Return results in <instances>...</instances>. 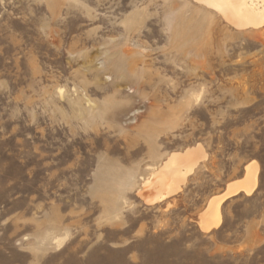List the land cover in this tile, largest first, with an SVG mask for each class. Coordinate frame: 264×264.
<instances>
[{"label": "rangeland", "instance_id": "obj_1", "mask_svg": "<svg viewBox=\"0 0 264 264\" xmlns=\"http://www.w3.org/2000/svg\"><path fill=\"white\" fill-rule=\"evenodd\" d=\"M213 18L194 0H0V264H264V27ZM88 98L129 99L125 131L76 119ZM197 144L208 157L179 193L147 205L129 189L111 212L118 178ZM252 162L256 188L204 232ZM48 220L63 247L38 245Z\"/></svg>", "mask_w": 264, "mask_h": 264}, {"label": "bare ground", "instance_id": "obj_2", "mask_svg": "<svg viewBox=\"0 0 264 264\" xmlns=\"http://www.w3.org/2000/svg\"><path fill=\"white\" fill-rule=\"evenodd\" d=\"M194 1L197 4L201 5V9L205 11L206 16H208L211 19V21L214 19L213 17L217 15L221 18V20L223 19L227 24L233 26L237 30L260 29L264 27V0H194ZM175 36L179 38V40L183 41L181 38L186 39L187 33L185 31L177 32L175 33ZM179 44L181 45L182 43ZM128 54L129 52L126 53V55ZM121 68L122 67H120V64H115V68H113V71L114 73L116 71L115 75L121 74V76L123 75L125 78V74L120 73L122 72ZM126 88H128V86ZM59 93L61 94V97H64L62 96V91H60ZM119 93L120 91L117 94ZM86 96L87 95H85V98ZM113 101H115V99ZM109 102H111V100ZM129 104H130V100L125 99L118 103L111 102L109 106L106 105V107L103 108H97L95 107V104L88 98L87 99L88 107L82 110L80 108L78 110L79 114L77 113L78 116H76L75 118L80 121H83L85 124L100 121L101 124H106L108 125L109 128H111L112 124H115L117 126H120V131L122 133L125 131V129L121 127V125H119V123L117 122V118H116L117 114H116L115 106L116 105L128 106ZM137 111L138 110L135 109L130 111L129 113H133L135 115ZM129 119H131V116ZM132 121L134 122V120ZM105 129L107 130V127ZM70 130H71V124H70ZM95 130L98 129L96 128ZM104 135L106 137V134ZM94 138L96 139L97 137ZM207 157L208 154L205 151V149L202 147V145L197 144L196 146L187 148L182 152H173L169 154L167 156V159H165L166 161L164 163H161V165L157 168L149 166L148 169V172H150L149 175L142 176V178L139 180H137V177L133 173H128L124 175L122 178H118L117 181H115L116 187L113 188L115 190L113 196L109 200L111 212L114 213L116 216L121 215L123 201L126 200V191L134 188H136L137 195H139L143 199L144 203L147 205H154L167 201L168 199L179 193V191L182 189L183 185L187 181V178L191 174H193L204 161H206ZM99 160L101 159L99 158ZM258 171H259L258 165L255 162H252L246 167L244 178L242 180H237L229 183L226 187V190L222 194L213 197L209 200L207 209L205 210L204 213L200 215V225H201V229L204 232H208L211 229L216 228L220 225L222 220L221 210H220L222 202H224L226 199L230 197L238 195L241 192H244L245 194L248 195L253 192L258 182ZM101 172H103V174L100 175L102 179L99 181V183H104L106 177L118 176L117 171L112 169ZM53 220L50 221L48 220V225L45 228V231L37 239L38 245L46 249L63 247L69 237L68 231H66V229L63 228L64 225L62 226L60 221L54 222Z\"/></svg>", "mask_w": 264, "mask_h": 264}]
</instances>
